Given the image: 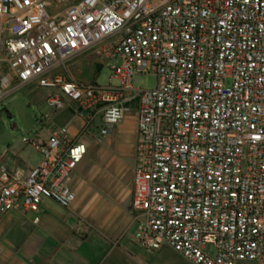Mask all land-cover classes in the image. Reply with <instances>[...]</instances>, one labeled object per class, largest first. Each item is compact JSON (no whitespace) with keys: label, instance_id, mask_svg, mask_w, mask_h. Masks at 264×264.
<instances>
[{"label":"built area","instance_id":"built-area-1","mask_svg":"<svg viewBox=\"0 0 264 264\" xmlns=\"http://www.w3.org/2000/svg\"><path fill=\"white\" fill-rule=\"evenodd\" d=\"M89 53L109 84L73 78ZM150 74L154 89L134 86ZM29 83L51 91L41 121L87 114L79 137L22 138L42 158L0 165V218L43 199L70 208L81 137L99 119L101 142L135 111V242L192 264H264V0H0V99Z\"/></svg>","mask_w":264,"mask_h":264},{"label":"crops","instance_id":"crops-1","mask_svg":"<svg viewBox=\"0 0 264 264\" xmlns=\"http://www.w3.org/2000/svg\"><path fill=\"white\" fill-rule=\"evenodd\" d=\"M97 65L100 72L102 62L96 54L89 53L76 58L70 72L74 79L89 83L92 81L87 74L96 77ZM32 85L14 84L12 89H29ZM50 93L49 90L41 93L42 117L49 113L46 99ZM77 108L73 105L53 112L50 120L39 121L41 125L36 119V125L28 132H37L46 139L51 132L65 126L72 138L79 137L85 116ZM65 113L71 115L72 122H56ZM100 125L98 119L95 127L81 137L87 145V154L68 181L77 194L70 208L43 199L37 212L15 211L0 218V264H192L169 246L153 251L140 247L134 240L137 230L132 210L138 141L136 112L128 114L108 136L97 142ZM27 147L30 152L25 160ZM41 158L39 151L25 145L19 151L11 148L3 151L0 165L31 170ZM34 159L37 160L33 162ZM45 202L52 203L53 207Z\"/></svg>","mask_w":264,"mask_h":264},{"label":"rangeland","instance_id":"rangeland-1","mask_svg":"<svg viewBox=\"0 0 264 264\" xmlns=\"http://www.w3.org/2000/svg\"><path fill=\"white\" fill-rule=\"evenodd\" d=\"M118 59H114V64H119ZM92 75V76H91ZM87 76L91 77V81H95L99 85L109 84V78L111 76L108 67L103 66L99 72V67H96V77L92 73H88ZM95 77V78H94ZM94 79V80H93ZM157 78L153 74L139 75L135 78L134 86L141 89H154L156 87ZM113 85L118 84L117 80L112 81ZM48 91L37 85H32L31 88H15L10 89V93L4 95L0 99V154L3 151L11 148L12 150L19 151L25 146L22 143L23 137H31L35 132H28L36 125V119L38 125L42 117V92ZM72 117L68 113L58 117L56 122L63 124H70ZM70 122H69V121ZM28 147L25 150L23 157L28 160ZM37 159H34L35 162ZM47 206L53 207L52 203L45 202ZM208 252L214 253L212 246L207 248ZM252 264V263H249Z\"/></svg>","mask_w":264,"mask_h":264},{"label":"water","instance_id":"water-1","mask_svg":"<svg viewBox=\"0 0 264 264\" xmlns=\"http://www.w3.org/2000/svg\"><path fill=\"white\" fill-rule=\"evenodd\" d=\"M76 111L79 112V113H81L83 116H86V114H87V112L82 107L77 108ZM73 222H74V219L71 218L69 220V223L72 224Z\"/></svg>","mask_w":264,"mask_h":264}]
</instances>
